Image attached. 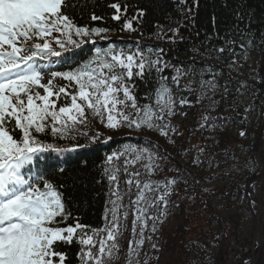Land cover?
<instances>
[{
	"label": "snow or ice",
	"instance_id": "6c2138e0",
	"mask_svg": "<svg viewBox=\"0 0 264 264\" xmlns=\"http://www.w3.org/2000/svg\"><path fill=\"white\" fill-rule=\"evenodd\" d=\"M178 2L186 3L187 0ZM229 3L230 0L225 2L223 8L227 9ZM107 6L111 9L110 19L119 22L122 31H138L134 23H142L147 17V11L140 7L129 18V6L121 0H113ZM198 8L199 0H195L192 7L186 9V24L195 26L193 10ZM78 9L83 13L75 0H0V264H71L63 249L73 246L79 249L80 264H113L118 258L122 229L127 227L124 221L129 208L134 213L132 233L140 238L129 241L127 259L128 264H140L138 257L140 246L144 244V230L149 221L153 232L157 222L162 223L172 186L177 183L176 179L166 182L147 179V175L163 169L155 163L157 157L146 148L138 151L128 146L123 152L108 155L103 175L95 181L102 184L106 179L107 182L103 225L92 227L82 222L78 210L74 211L86 202V198L73 194L81 178L67 176L66 170L57 164H44V154L69 151L46 142L47 138L75 139L78 126L85 125L89 115L99 119L108 129L125 125L135 129L147 127L168 137L169 130L175 129L170 121L159 122L164 120L165 114L175 116L177 107L189 106L187 99L177 102L173 98L169 77L163 75L170 67L164 59L163 48L149 47L146 54L139 45L127 51L110 45L97 48L94 56L75 69L45 72L49 64L40 61L60 57L68 45L80 47L77 38L103 37L111 30L78 25L75 20ZM233 15L240 23L247 19L242 6L234 9ZM89 18L91 21L105 19L94 10ZM210 23L218 41L223 42L226 38L219 36L215 14ZM180 31L178 25L169 29L170 35L162 37L156 33V38L176 43ZM236 33L244 35L238 26ZM52 40L61 51L53 48ZM234 46L235 42L231 41L227 48L215 51L235 55ZM207 70L211 73V66ZM175 72L170 79L178 85L181 69ZM192 72L194 74L195 69ZM213 77L212 81H202L201 87L208 85L214 90L215 74ZM154 80L159 87L153 89ZM260 83L264 84V80ZM142 86L146 92L154 91L158 108L140 103ZM224 91H228L227 86ZM146 98L151 100L152 96ZM239 134L245 136L243 131ZM97 138L98 134H93L92 139ZM128 154H132L133 159L125 160L121 168L116 162ZM255 159L264 167V146L256 150ZM137 162L142 164L145 175L129 169V164ZM48 169L51 172H47ZM121 172L127 176L123 180L124 187H121ZM262 184L264 178L254 182L257 193ZM80 187L87 186L81 183ZM133 195L134 200L131 199ZM125 197L129 199L128 205L124 204ZM253 203L257 205L258 218H264V200H253ZM152 212L159 214L154 216ZM261 247L264 248V242ZM244 264H260V261L253 253Z\"/></svg>",
	"mask_w": 264,
	"mask_h": 264
},
{
	"label": "trees",
	"instance_id": "16d2710c",
	"mask_svg": "<svg viewBox=\"0 0 264 264\" xmlns=\"http://www.w3.org/2000/svg\"><path fill=\"white\" fill-rule=\"evenodd\" d=\"M75 2L83 9V13L78 9L75 15L78 25L107 27L111 29L109 32L123 38L102 44L103 48L115 45L127 51L135 50L139 45L146 54L149 47L163 48L164 59L170 64L163 75L169 77L168 86L173 98L177 102L185 98L189 106L177 107L175 116L170 118L165 114L164 120L159 122L170 121L175 129L169 130L168 137L147 127L135 129L125 125L108 129L91 115L85 125L78 126L75 139L49 136L46 142L62 145L58 148L79 145L78 149L82 150L69 163L61 160L66 164L59 165L66 170L67 176L81 178L73 194L86 198V202L74 211H79L83 223L101 227L107 182L106 179L102 184L95 181L103 175L105 158L114 152H123L128 146L138 151L146 148L157 157L155 163L163 169L147 175V179L153 182L176 179L177 183L172 186L162 223L158 221L153 232L149 221L144 230V244L140 246L138 257L140 264H244L251 256L256 222V205L250 198L249 184L263 174L257 166L255 150L264 140V84L260 83L264 80V0H230L227 9L223 4L228 0H199L198 10H193L195 26L184 20L186 9L192 7L195 0L186 3L178 0H121L129 6V18L140 7L147 11L142 23H134L138 29L136 32L122 31L120 23L110 19L111 9L107 5L113 0ZM240 6L247 14L242 23L233 15V10ZM93 10L105 19L91 21L89 15ZM213 14L218 21L219 36L226 38L223 42L218 41L216 30L210 23ZM178 25L181 31L175 38L176 43L156 38V33L162 37L170 35L169 29ZM237 26L244 32L243 36L236 33ZM231 41L235 42V55L215 51L220 47L227 48ZM209 66L211 73L207 70ZM72 69L61 67L56 71ZM175 69H181L178 85L170 79L176 75ZM213 74L215 89L208 85L201 87L202 81L213 80ZM157 80L153 81V89L159 87ZM149 95L151 100L146 98ZM139 96L142 105L151 104L158 108L154 91L146 92L142 86ZM241 131L245 136H240ZM80 132L88 135H80ZM93 134H98V138L93 140ZM132 159L133 155L128 154L116 163L122 168L125 160ZM195 160L199 163L194 164ZM128 167L146 174L140 162ZM120 176L121 187H124L123 180L127 176L123 172ZM81 183L87 187H80ZM95 192L100 195L95 196ZM261 197L264 200V184ZM131 199L134 200L135 196ZM124 204H129L128 197H125ZM133 219V210L129 208L124 221L127 227L122 229L118 258L113 264H128V243L140 238L132 233ZM63 250L68 253L71 264H80L77 247ZM260 264H264V248Z\"/></svg>",
	"mask_w": 264,
	"mask_h": 264
},
{
	"label": "water",
	"instance_id": "95a60500",
	"mask_svg": "<svg viewBox=\"0 0 264 264\" xmlns=\"http://www.w3.org/2000/svg\"><path fill=\"white\" fill-rule=\"evenodd\" d=\"M262 146H264V144H263ZM263 168H264V167H263ZM261 178H264V176L261 177ZM261 178L257 179L255 182H259V181L261 180ZM254 190H255V193H256L257 197L260 198V192L257 193V191H256L255 188H254ZM259 200H260V199H259ZM257 218H258V217H257ZM259 224H260V222H259V218H258V220H257V230L255 231V234H254V237H253V242H252V255H253V253H255V252H254V243L256 242V239H257L258 229H259Z\"/></svg>",
	"mask_w": 264,
	"mask_h": 264
},
{
	"label": "rangeland",
	"instance_id": "374dc122",
	"mask_svg": "<svg viewBox=\"0 0 264 264\" xmlns=\"http://www.w3.org/2000/svg\"><path fill=\"white\" fill-rule=\"evenodd\" d=\"M168 117H170V118H171V116H168ZM171 222H172V223H174V221H173V220H172ZM258 261H259V260H258Z\"/></svg>",
	"mask_w": 264,
	"mask_h": 264
}]
</instances>
